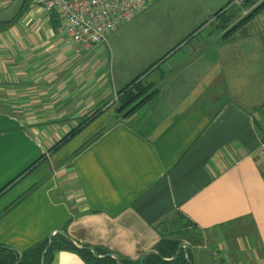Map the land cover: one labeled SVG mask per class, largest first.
<instances>
[{
  "label": "crops",
  "instance_id": "0c3cea01",
  "mask_svg": "<svg viewBox=\"0 0 264 264\" xmlns=\"http://www.w3.org/2000/svg\"><path fill=\"white\" fill-rule=\"evenodd\" d=\"M234 1L157 0L89 47L35 0H0L17 7L0 17H16L0 29L1 247L64 231L129 262L179 241L193 264H264V9L241 24L264 0Z\"/></svg>",
  "mask_w": 264,
  "mask_h": 264
},
{
  "label": "built area",
  "instance_id": "2783aa9c",
  "mask_svg": "<svg viewBox=\"0 0 264 264\" xmlns=\"http://www.w3.org/2000/svg\"><path fill=\"white\" fill-rule=\"evenodd\" d=\"M155 0H35L46 12L59 17L69 42L92 46L106 41L109 33L132 21ZM246 0H235L242 5ZM247 10L243 15H247ZM260 147L264 149V136ZM216 264H224L216 259Z\"/></svg>",
  "mask_w": 264,
  "mask_h": 264
},
{
  "label": "trees",
  "instance_id": "16d2710c",
  "mask_svg": "<svg viewBox=\"0 0 264 264\" xmlns=\"http://www.w3.org/2000/svg\"><path fill=\"white\" fill-rule=\"evenodd\" d=\"M231 2L229 6L232 5ZM26 6V5H24ZM264 9V3L258 7H256L243 21H241V24L245 23L246 21L250 20L252 17H254L259 11ZM224 14L223 10H220L218 13ZM16 22V17L13 18L12 20L0 24V29L3 24H6L7 26L9 24H13ZM133 81L131 84L135 83ZM156 93V92H155ZM154 93V94H155ZM153 94V95H154ZM146 98L144 101H142L140 105L144 104L147 100H149L151 97ZM134 110V109H133ZM130 111V113L133 112ZM74 135V133L70 134L67 136L63 141H65L68 137ZM62 143V142H61ZM60 143L56 145L58 147ZM55 147V148H56ZM35 165H33L29 170H31ZM2 192V191H1ZM188 224L184 226V228H188ZM49 240H45L44 242L40 243L36 247L32 248L31 250L23 253V259L19 264H41L42 261V253L44 252L46 246L48 245ZM168 240H165L162 244H166ZM170 244L168 245V251L160 250L159 246V252L158 254L155 253H150L146 258H144V263L143 264H190L188 260L185 258L184 254L181 252L180 255L175 259L172 258L175 253L178 250V245L180 244L179 241H174V242H169ZM161 244V245H162ZM60 250H73L76 253H78L87 264H140V261L137 262H129V261H124V260H119L120 263H118L117 259L114 257H100V258H95L93 256V253L88 249V247H82V248H76L72 244H70L62 235H58L56 238H53V243L51 248L46 252L45 254V264H50L54 253L56 251ZM98 255L104 256L106 254H111L108 253L106 250L103 249H95ZM113 255V254H112ZM19 259V255L16 254L14 251H10L8 249H4L3 247H0V262L1 264H15ZM190 261V257L188 258Z\"/></svg>",
  "mask_w": 264,
  "mask_h": 264
},
{
  "label": "water",
  "instance_id": "95a60500",
  "mask_svg": "<svg viewBox=\"0 0 264 264\" xmlns=\"http://www.w3.org/2000/svg\"><path fill=\"white\" fill-rule=\"evenodd\" d=\"M57 233H59L60 235H62V236H63V237H64V238H65L70 244H72V245L75 246L76 248H80L79 246H76L75 242L71 239V237H69V236L67 235L66 232H64V231H57ZM52 243H53V236L51 235V236L49 237L48 245L46 246L44 252L42 253V261H41V264H45V254H46V252L51 248ZM0 247H1V246H0ZM3 248H4V247H3ZM4 249H7V248H4ZM88 249L93 253V256H94L95 258H100V257H114L115 259H117L118 263H120L119 259H118L116 256L112 255V254H106V255H104V256H100V255L97 254V252L95 251L94 248H88ZM182 249H184L185 258L188 260V262H189L190 264H193V263L188 259V257L186 256V254H187V252H188V247H187V245L184 244V243H180V244L178 245V250H177V253H176L175 259L180 255V252H181ZM148 253H149V254H150V253L158 254L157 251H151V252H148ZM146 255H147V254H146ZM146 255H145V256H146ZM145 256H143V257L141 258V260H140V264H143V263H144V257H145ZM22 259H23V254H22V253H19V259H18V261H17L15 264H19V263L22 261Z\"/></svg>",
  "mask_w": 264,
  "mask_h": 264
},
{
  "label": "rangeland",
  "instance_id": "374dc122",
  "mask_svg": "<svg viewBox=\"0 0 264 264\" xmlns=\"http://www.w3.org/2000/svg\"><path fill=\"white\" fill-rule=\"evenodd\" d=\"M157 0L154 1L153 4L156 3ZM168 2L170 1H174V0H167ZM182 1V0H181ZM18 2V1H17ZM235 4H232L231 6H234ZM17 11V7L16 5H13L12 7L8 8L7 10H5L4 12L1 13V16L0 17H3V19H10V16H12L15 12ZM193 13H195V11H193ZM223 13H224V10H223ZM182 14H184V12H182ZM143 30L144 29H148L149 26L148 25H145L144 27H142ZM183 222H181V224L179 225H182ZM178 225V224H177ZM178 227V226H177Z\"/></svg>",
  "mask_w": 264,
  "mask_h": 264
}]
</instances>
